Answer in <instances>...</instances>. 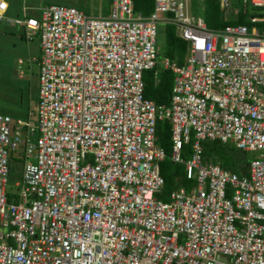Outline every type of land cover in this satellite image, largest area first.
Listing matches in <instances>:
<instances>
[{"label": "built area", "instance_id": "obj_1", "mask_svg": "<svg viewBox=\"0 0 264 264\" xmlns=\"http://www.w3.org/2000/svg\"><path fill=\"white\" fill-rule=\"evenodd\" d=\"M217 2L235 17L233 0ZM236 2L260 8L248 20L264 23V0ZM152 7L142 17L132 0H111L103 16L48 4L9 17L0 0V21L27 40L39 34L40 51L27 60L38 66L36 119L0 113V264H264V25L211 30L188 0ZM157 21L185 42L181 64L156 59ZM155 66L173 73L168 106L142 95V73ZM161 119L169 159L192 180L167 201L155 196ZM214 139L253 154L246 174L202 159L200 141Z\"/></svg>", "mask_w": 264, "mask_h": 264}, {"label": "trees", "instance_id": "obj_2", "mask_svg": "<svg viewBox=\"0 0 264 264\" xmlns=\"http://www.w3.org/2000/svg\"><path fill=\"white\" fill-rule=\"evenodd\" d=\"M235 7H237L236 15L232 18H225L224 12L220 8L217 0H203L202 11L199 14L203 19L207 29H220L227 24H243L248 28L256 26L261 28L264 23L250 22V16H262L260 8L245 6L244 12L239 3L234 0ZM153 0H132V9L136 14L142 17L148 16L153 9ZM166 44V57L177 64H181L185 54V42L176 34V27L173 23L166 21L163 27ZM156 70V79L153 78V71ZM173 73L169 69H162L155 66L153 69L145 70L142 73L144 99L152 101L155 105L168 106ZM155 135L157 142L163 148L165 156H169L171 142L170 137V123L166 119L157 120L155 123ZM192 139V138H191ZM192 141V140H191ZM191 141L182 145L180 155L182 158L188 157L190 154ZM201 157L203 160L210 161L220 167L234 172L238 175L246 174L249 153L236 148L231 143H221L219 140H202ZM164 158L158 163L159 173L163 178V185L159 192L156 193V198L162 201H167L168 192L175 187L183 186L188 188L192 180H186L183 174V165L175 167L173 170L165 166ZM173 164V162L171 163Z\"/></svg>", "mask_w": 264, "mask_h": 264}, {"label": "rangeland", "instance_id": "obj_3", "mask_svg": "<svg viewBox=\"0 0 264 264\" xmlns=\"http://www.w3.org/2000/svg\"><path fill=\"white\" fill-rule=\"evenodd\" d=\"M78 1L85 0H23V6L26 7L30 15H36V8L48 4H61L73 7H79ZM103 1L104 14L108 11V1ZM234 1V0H233ZM87 3V0H86ZM235 4V3H234ZM76 5V6H75ZM247 7V6H246ZM202 4L197 0H188V10L191 16L199 15L202 11ZM17 10L10 7L6 12L9 17H14ZM166 15H160L161 18ZM166 22L157 21L155 23V51L156 59L161 61L166 57V44L163 27ZM39 51V34H33L30 40L25 39L23 31L17 26H9L4 21H0V113L7 114L13 118L25 120L27 112H31V119H36V102L38 92V66L36 61H27L30 58H38ZM17 59L22 60V64H17ZM160 68V67H159ZM18 69L22 71L19 76ZM21 147L17 145L10 153L16 157L10 159V172L8 187L14 189V182L19 180L21 172L20 156ZM253 154H250L251 157ZM184 159H187L185 157ZM165 166L173 170L180 167L175 163L171 164L169 157H164ZM182 164V163H177ZM193 174L195 172L193 171ZM178 187L175 184L176 188Z\"/></svg>", "mask_w": 264, "mask_h": 264}, {"label": "crops", "instance_id": "obj_4", "mask_svg": "<svg viewBox=\"0 0 264 264\" xmlns=\"http://www.w3.org/2000/svg\"><path fill=\"white\" fill-rule=\"evenodd\" d=\"M5 1L8 4V9H10V7L12 8V6L13 8H16L17 10L16 14L19 12V9L23 6V0H5ZM106 1H108V11L105 12L104 14L106 13L108 14L111 6V0H106ZM75 4H78L79 7L76 8H78L86 15H95V14L102 15L104 10H107V8L104 7L103 1L101 0H87V3L86 0L83 2L78 1V3ZM35 10H37V8Z\"/></svg>", "mask_w": 264, "mask_h": 264}]
</instances>
